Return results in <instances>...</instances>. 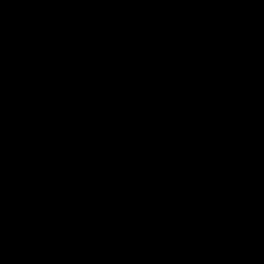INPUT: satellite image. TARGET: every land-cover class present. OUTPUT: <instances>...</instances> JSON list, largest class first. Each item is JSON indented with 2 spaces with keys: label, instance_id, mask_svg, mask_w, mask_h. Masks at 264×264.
Segmentation results:
<instances>
[{
  "label": "water",
  "instance_id": "1",
  "mask_svg": "<svg viewBox=\"0 0 264 264\" xmlns=\"http://www.w3.org/2000/svg\"><path fill=\"white\" fill-rule=\"evenodd\" d=\"M0 264H264V0H0Z\"/></svg>",
  "mask_w": 264,
  "mask_h": 264
}]
</instances>
